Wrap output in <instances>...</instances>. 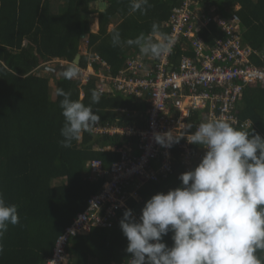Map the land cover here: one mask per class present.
<instances>
[{
    "label": "trees",
    "instance_id": "trees-1",
    "mask_svg": "<svg viewBox=\"0 0 264 264\" xmlns=\"http://www.w3.org/2000/svg\"><path fill=\"white\" fill-rule=\"evenodd\" d=\"M98 1L0 0V192L9 206H18L20 216L19 226L9 224L3 237L5 250L0 255V264H46L58 238L80 212L87 210L91 197L103 185L104 180L91 179L90 162L101 160L109 168L120 159V154L101 148L137 144L133 138L84 133L79 142H73L72 148H62L65 118L60 107L63 97L55 95L58 88L71 92L73 101L91 106L101 117L100 126L114 123L143 126L139 118H127L117 110L133 114L143 112L146 106L121 94L103 96L94 104L95 76L81 88L78 81L44 71V65L54 59L71 63L81 54L80 66L86 67L91 53L102 57L110 65L111 73L117 75L129 58L143 55L135 46L113 47V33L119 31L126 42L141 33L150 34L153 23L158 22L161 30L169 34L164 24L181 0H149L147 15L140 12L129 15L131 0H105L108 7L104 12L96 6ZM203 1L216 5L224 16L240 5L237 14L244 29L243 41L264 53V0ZM96 19L99 29L94 33L91 27ZM83 35L87 38V54L82 52ZM201 36L208 45H213L223 37V32L211 24ZM181 54L180 50L176 53L177 57ZM252 61L264 69L263 57L253 56ZM236 115L241 123L251 122L250 127L238 130L252 131L264 138V88L246 87ZM198 117L196 113L193 120ZM186 172L178 158L173 174L159 182L144 184L138 191L140 201L132 199L127 209L118 211L111 228H93L73 237L66 250L68 264L129 261L132 258L127 252L129 241L120 226L125 212L131 210L140 223L147 202L157 194L166 195L182 187L179 177ZM174 235L169 232L161 242L174 247ZM258 255L264 257V252Z\"/></svg>",
    "mask_w": 264,
    "mask_h": 264
},
{
    "label": "built area",
    "instance_id": "built-area-1",
    "mask_svg": "<svg viewBox=\"0 0 264 264\" xmlns=\"http://www.w3.org/2000/svg\"><path fill=\"white\" fill-rule=\"evenodd\" d=\"M240 8L237 5L233 13L224 16L216 5H207L203 0H181L164 24L169 35L178 41L171 55L160 60L140 55L129 58L117 75L111 73L110 65L97 54H89L86 67L79 64L84 72L73 80L81 88L95 76L96 90L101 97L121 94L143 103L146 106L143 112L130 114L117 110L127 118H139L143 126L137 123L97 125L91 133L133 138L137 144L101 148L120 154V159L109 168L101 160L90 162L91 179L104 180L103 185L91 197L87 210L80 212L58 238L46 264H68L66 250L73 237L89 233L93 228H111L118 211L127 209L132 199L140 201L138 191L144 184L159 182L173 174L178 158L190 171L206 154L200 146L196 149L189 144L186 136L179 143L163 147L156 142L155 134L173 131L179 137L186 132V125H192L186 135L194 134L201 123L220 117L236 128L251 126L249 120L239 121L236 107L246 87L264 88V69L252 61L253 56L264 58V53L244 43V29L237 14ZM211 24L223 32V37L208 45L201 32ZM178 50L183 54L177 57ZM69 64L66 60L54 59L44 66ZM52 84L54 87V81ZM196 113L199 117L194 121Z\"/></svg>",
    "mask_w": 264,
    "mask_h": 264
},
{
    "label": "clouds",
    "instance_id": "clouds-1",
    "mask_svg": "<svg viewBox=\"0 0 264 264\" xmlns=\"http://www.w3.org/2000/svg\"><path fill=\"white\" fill-rule=\"evenodd\" d=\"M149 0H131L129 15H147ZM86 38V37H85ZM178 41L161 30L158 22L151 33L136 39L122 40L116 31L113 47L135 46L144 57L160 60L171 55ZM84 69L71 62L59 73L66 80L79 79ZM63 97L60 107L65 118L60 146L70 149L84 133H93L101 121L91 106L71 99V92L58 88ZM101 93L92 90V103L98 104ZM179 137L169 131L155 134L163 147L186 139L206 151L193 171L182 174V187L157 194L149 200L137 223L127 210L120 222L132 255L128 264H264V138L252 131L238 130L225 118L201 123L194 134ZM19 226L18 206H9L0 192V255L8 226ZM169 232L174 247L161 241ZM155 243H152V242ZM53 264V262H49Z\"/></svg>",
    "mask_w": 264,
    "mask_h": 264
},
{
    "label": "water",
    "instance_id": "water-1",
    "mask_svg": "<svg viewBox=\"0 0 264 264\" xmlns=\"http://www.w3.org/2000/svg\"><path fill=\"white\" fill-rule=\"evenodd\" d=\"M96 6L98 7L99 11L100 12H104L107 7H108V3L105 1V0H99L97 3H96ZM82 38L84 39L85 36L83 35ZM80 60H81V54H77L74 61L73 62H77L78 64H80ZM68 66L66 67H50V66H45L44 67V71L46 72H49V73H52V75H56V74H59L60 72L66 70Z\"/></svg>",
    "mask_w": 264,
    "mask_h": 264
},
{
    "label": "crops",
    "instance_id": "crops-1",
    "mask_svg": "<svg viewBox=\"0 0 264 264\" xmlns=\"http://www.w3.org/2000/svg\"><path fill=\"white\" fill-rule=\"evenodd\" d=\"M96 22H94V30L92 32L97 33L98 29H99V25H98V19L95 20ZM113 26H111L110 28H112ZM82 52L85 53L86 52V46L82 49ZM134 217V216H133Z\"/></svg>",
    "mask_w": 264,
    "mask_h": 264
},
{
    "label": "rangeland",
    "instance_id": "rangeland-1",
    "mask_svg": "<svg viewBox=\"0 0 264 264\" xmlns=\"http://www.w3.org/2000/svg\"><path fill=\"white\" fill-rule=\"evenodd\" d=\"M96 22V21H95ZM95 24V23H94ZM94 24H93V26H94ZM93 26L91 27V30L93 31L95 28H93ZM87 40V38H84V43H83V45H82V49L85 47V44H86V41ZM52 67V66H51Z\"/></svg>",
    "mask_w": 264,
    "mask_h": 264
}]
</instances>
